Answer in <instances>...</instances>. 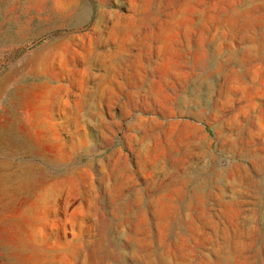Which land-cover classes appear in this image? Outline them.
<instances>
[{
    "label": "rangeland",
    "instance_id": "rangeland-1",
    "mask_svg": "<svg viewBox=\"0 0 264 264\" xmlns=\"http://www.w3.org/2000/svg\"><path fill=\"white\" fill-rule=\"evenodd\" d=\"M0 161V264H264V0H0Z\"/></svg>",
    "mask_w": 264,
    "mask_h": 264
},
{
    "label": "crops",
    "instance_id": "crops-1",
    "mask_svg": "<svg viewBox=\"0 0 264 264\" xmlns=\"http://www.w3.org/2000/svg\"><path fill=\"white\" fill-rule=\"evenodd\" d=\"M39 174L38 169L0 161V206L8 207L19 196H26L29 189L42 182Z\"/></svg>",
    "mask_w": 264,
    "mask_h": 264
}]
</instances>
